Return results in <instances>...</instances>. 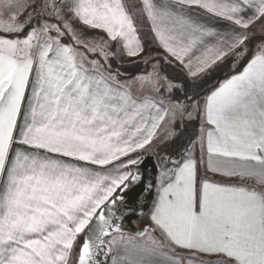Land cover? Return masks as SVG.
Segmentation results:
<instances>
[{"label":"snow or ice","instance_id":"1","mask_svg":"<svg viewBox=\"0 0 264 264\" xmlns=\"http://www.w3.org/2000/svg\"><path fill=\"white\" fill-rule=\"evenodd\" d=\"M139 12L160 59L193 81L229 56H247L243 70L202 103L162 96L183 85L143 56L125 0H0V32L17 34L0 37V264H70L74 247L75 264H100L114 246L124 254L112 264H264V0H140ZM79 26L105 36L89 39ZM117 56L156 62L123 79ZM201 112L188 155L161 174L151 224L126 239L122 221L137 208L125 196L143 182L133 171L141 153ZM197 144L213 173L260 189L206 175L198 183Z\"/></svg>","mask_w":264,"mask_h":264},{"label":"trees","instance_id":"2","mask_svg":"<svg viewBox=\"0 0 264 264\" xmlns=\"http://www.w3.org/2000/svg\"><path fill=\"white\" fill-rule=\"evenodd\" d=\"M139 2V0H125V3L131 11L133 10L134 6L136 7L140 4ZM134 16L137 21V26L144 45L151 43L154 44L155 40L153 35H151L148 20L141 14H134ZM33 23L35 24L36 21H33ZM6 36L10 37L12 34H8ZM253 43L254 41L252 42V45H250V50H253ZM247 58V56L226 57L224 60L212 66V68H210L207 73L203 74L195 81L188 77L186 71H181L180 67L174 61L172 64H167L163 59H160V57H158L157 60L161 65L162 75L167 76L169 80L174 81L178 85H183V88L174 89L173 92L169 94L172 98H179L181 100H185V102H188L186 100L187 94V96H192L195 100H199L202 103L203 98L210 94L212 90L219 87V85L230 78L231 75L238 74L245 66ZM110 62L112 63L113 69L119 68V71L123 74V79H130L133 75L144 72L145 70H149V64H144L141 61H136V63H132L130 61L128 63L120 64L113 59ZM202 115V112L199 114L194 113L193 118L184 119L182 122H178L175 126L178 136L163 142V144H161L155 150L156 152L158 151V159H156V162L158 165L161 162L164 170H167L168 168H174L175 160L184 158L188 155L186 149L190 147L189 141L195 140L199 136ZM160 171H162V169L159 168V174ZM82 238L83 235L78 238L77 244H79ZM73 253L75 254V257L72 264H75L78 256V247H74Z\"/></svg>","mask_w":264,"mask_h":264},{"label":"water","instance_id":"3","mask_svg":"<svg viewBox=\"0 0 264 264\" xmlns=\"http://www.w3.org/2000/svg\"><path fill=\"white\" fill-rule=\"evenodd\" d=\"M137 167L143 176V182L133 184L125 196L127 201H134L137 211L135 213L126 215L122 221V229L125 235L129 236H135L136 233L142 232L145 228H147L145 227L143 229H139L136 226V222L145 219L151 211L155 200V189L159 175V166L154 156H148L141 162V164L134 166V172ZM148 183L153 185L151 190H142ZM111 258L112 251L111 253L100 256L98 259L100 260V264H110Z\"/></svg>","mask_w":264,"mask_h":264},{"label":"crops","instance_id":"4","mask_svg":"<svg viewBox=\"0 0 264 264\" xmlns=\"http://www.w3.org/2000/svg\"><path fill=\"white\" fill-rule=\"evenodd\" d=\"M186 11V14H192V12H195L197 15L196 16H194L193 18H198L199 20H200V22L201 23H206V24H209V25H211V26H215V27H217L218 29H220V30H224L226 27H227V24H226V22H224V21H219V22H217V18L216 17H213V16H211L210 14H207V13H205V12H203V10H199V9H192V10H185ZM23 18V17H22ZM149 23H150V26H151V22L149 21ZM98 31H100V30H98ZM152 31V30H151ZM6 35H8V33H4V32H0V37H4V38H17V34H12V36H6ZM23 33H21V34H19V38H23ZM152 35H153V32H152ZM155 43H157L156 41H155ZM210 43H214V41H210ZM158 45V44H157ZM158 48L161 50V51H163V49L162 48H160L159 46H158ZM197 55H199L200 53L199 52H197L196 53ZM218 62H220V61H218ZM217 62V63H218ZM216 63V64H217ZM214 66V65H213ZM243 70V69H242ZM241 70V71H242ZM186 71V70H185ZM240 71V72H241ZM187 73V72H186ZM35 74V66H34V69H33V75ZM31 86H32V81H31V79H30V81H29V92H30V90H31ZM29 92H26V99H27V97H28V95H29ZM163 96H165V94L163 93ZM22 113H23V108H22ZM19 124H20V122L18 121V128H19ZM159 135H162V133H159ZM155 142H157V140H154L153 141V144L155 143ZM153 144L152 145H150V146H148L147 147V149L143 152V153H141V155L143 156V160L149 155V154H151V150H152V146H153ZM25 150H29V151H32L31 149H28V148H26L25 147ZM41 154H43V152L41 151ZM63 159H65V160H67L68 162H73V161H71V159L70 158H63ZM202 161V168H203V173L202 174H200L199 173V171H198V183L200 182V177H202V176H207L211 181H215V182H219V183H225V184H234V183H237V184H243L244 186H247V187H250V188H256L257 190H259L260 189V185H258L257 183H256V181L254 180V179H246V180H243V181H241L238 177H225V176H222L221 174H219V173H213L211 170H209V168H208V166H207V153L205 152L204 154H203V159L201 160ZM197 162H198V165L200 164V162H199V159H197ZM141 164V163H140ZM162 174V172L159 174V176ZM159 176H158V178H157V184H156V189H155V200H154V203H155V201L157 200V197H158V188H159V184H158V181H159ZM153 203V204H154ZM85 231H87V229L85 230ZM81 235H83V233L81 234ZM127 237H129V236H127V235H125V238L127 239ZM73 252H74V249H73ZM124 254V250H123V248L121 247V246H114L113 248H112V258H111V263L110 264H112V260H113V258H117V259H119V257L120 256H122ZM74 257H75V254L74 253H72V257H71V259H70V264H72V262H73V259H74ZM205 260H212V261H216L217 260V257L216 256H208V255H205L204 257H203Z\"/></svg>","mask_w":264,"mask_h":264},{"label":"rangeland","instance_id":"5","mask_svg":"<svg viewBox=\"0 0 264 264\" xmlns=\"http://www.w3.org/2000/svg\"><path fill=\"white\" fill-rule=\"evenodd\" d=\"M140 1V0H139ZM140 3V2H139ZM139 7H140V4L138 6H134L133 7V10L132 12L136 15H140V12H139ZM24 16H27V13L24 14ZM149 22V21H148ZM149 24V27H150V32H151V35H152V31H151V26H150V23ZM80 27V30L84 33V36L89 38V39H92V38H99V37H104L105 34L101 31H98V30H94V29H88L86 28L85 26H79ZM150 35V36H151ZM106 38V37H105ZM260 43V39L259 37H257L256 40H254V43H253V50H254V47L255 45L259 44ZM118 47V45L115 44V42H113V49L112 50H115L116 48ZM164 55L163 51H161L159 48H158V45L157 43H151V44H147L145 45V53L143 54V56L145 57H151V58H158V57H162ZM136 61H141V58L140 57H137L135 58ZM114 60L120 64H124V63H128L130 62V60L128 58H121L119 56L115 57ZM153 62H156L155 60H151L149 61V71L151 70L150 68V64L153 63ZM163 93L165 94V96H169V93L165 92L163 89L161 90V95L163 96ZM194 115V114H193ZM185 119H188V118H185ZM162 136V135H161ZM165 142V141H163ZM163 142H161V140H157V142H155L152 146V154L149 155V156H154L155 159H158V155H157V152L155 151L161 144H163ZM193 151V155L196 159H199V162L200 164L198 165V171L200 174L203 173V168H202V159H201V150H200V147H199V144L196 145V147L192 150ZM158 161V160H157ZM159 168L162 169V171H160V173L162 172H166L168 169H171V168H168L167 170H164L163 169V165L162 163L160 162L159 163ZM161 183V175L159 176V181H158V184L160 185ZM156 202V201H155ZM155 204V203H154ZM154 204L151 208V212L149 214V216L145 219H143L142 221H139V222H136V226L139 228V229H143L145 227H148L150 224H151V213H152V210H153V207H154ZM129 236V235H127Z\"/></svg>","mask_w":264,"mask_h":264}]
</instances>
